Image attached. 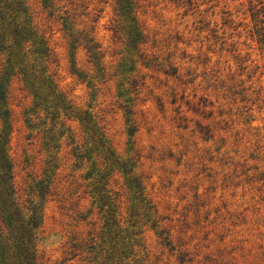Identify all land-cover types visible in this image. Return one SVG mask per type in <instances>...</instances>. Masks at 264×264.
Here are the masks:
<instances>
[{"label":"rangeland","instance_id":"obj_1","mask_svg":"<svg viewBox=\"0 0 264 264\" xmlns=\"http://www.w3.org/2000/svg\"><path fill=\"white\" fill-rule=\"evenodd\" d=\"M251 5L0 0V215L37 264H264Z\"/></svg>","mask_w":264,"mask_h":264},{"label":"trees","instance_id":"obj_2","mask_svg":"<svg viewBox=\"0 0 264 264\" xmlns=\"http://www.w3.org/2000/svg\"><path fill=\"white\" fill-rule=\"evenodd\" d=\"M248 10L252 23L250 35L255 38L257 49L264 58V5L259 8L251 5ZM2 217L0 215V264H37L30 229L26 230L23 223L18 226L19 219L12 223L10 216L6 219ZM29 223H33V228H36L33 215Z\"/></svg>","mask_w":264,"mask_h":264}]
</instances>
